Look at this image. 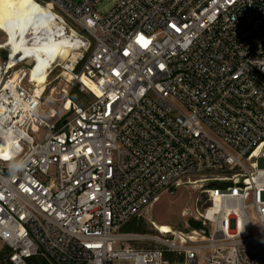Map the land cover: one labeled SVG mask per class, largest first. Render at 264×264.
Returning <instances> with one entry per match:
<instances>
[{"label":"built area","instance_id":"1","mask_svg":"<svg viewBox=\"0 0 264 264\" xmlns=\"http://www.w3.org/2000/svg\"><path fill=\"white\" fill-rule=\"evenodd\" d=\"M36 1L52 5L56 33L70 40L72 55L55 65L93 100L80 105L65 86L61 107H48L35 62L18 53L10 63L8 49L0 57V241L10 262L260 264L264 0H120L105 14L102 0ZM208 181L204 205L181 212L188 230L124 231L162 195Z\"/></svg>","mask_w":264,"mask_h":264},{"label":"bare ground","instance_id":"2","mask_svg":"<svg viewBox=\"0 0 264 264\" xmlns=\"http://www.w3.org/2000/svg\"><path fill=\"white\" fill-rule=\"evenodd\" d=\"M37 3L27 6L23 0H0V31L5 35L0 48L11 50L10 63H13L18 53L22 56L21 60L30 58L31 60L26 62H35L31 78L33 82H37L35 89L41 94L46 90L48 77L54 65L57 62L61 64L67 62L72 50L69 38L56 33V25L52 22L54 17L52 5L44 6ZM28 34L34 36L33 43H30ZM75 56L76 54H73V57ZM62 57L65 59L62 60ZM66 65L70 70L73 69V63ZM66 75L73 79V73L66 71ZM18 76L19 72H15L12 77L17 79ZM81 80L94 94H99L97 88L86 77L83 76ZM66 107H70V102H67ZM159 229L164 233L172 231L168 225H159Z\"/></svg>","mask_w":264,"mask_h":264},{"label":"rangeland","instance_id":"3","mask_svg":"<svg viewBox=\"0 0 264 264\" xmlns=\"http://www.w3.org/2000/svg\"><path fill=\"white\" fill-rule=\"evenodd\" d=\"M27 6H30L36 2L34 0H23ZM42 2V0H40ZM120 0H102L98 6V10L101 14L109 12L114 5ZM43 3V2H42ZM38 4V3H37ZM5 40V35L0 31V44ZM90 50L85 54V58H88ZM7 55V50H0V57L5 60ZM65 57H62L64 60ZM76 74L80 73V67L75 71ZM74 74V73H73ZM49 86L44 96V101L48 107H55L59 109L61 104L64 102L62 89L65 86L74 87L79 89L84 95L79 103L86 105L88 102L93 100V96L84 89L80 82L72 80L64 74V70L59 67V65H54L48 77ZM70 82V83H69ZM55 88L54 92L51 91ZM78 103V104H79ZM81 105V104H80ZM258 165L260 168H264V158L258 159ZM205 177L208 179L218 178L216 174H210L205 176L196 177L194 179H199ZM207 180V179H206ZM216 182H206L200 183L195 186H184L178 188L173 194H164L159 197L141 216L136 218V227L142 226L145 228L144 232H139L142 234H159V225H168L170 228L176 230H188L187 219L181 216V212L186 208H193L196 200H200L199 208H201L205 203V193L204 191L211 188ZM189 225L192 226L191 222ZM194 226L196 224H193ZM130 225L125 228V232H134L133 229H129ZM142 246V245H140ZM3 250V243L0 241V251ZM262 262V261H261ZM260 262V263H261Z\"/></svg>","mask_w":264,"mask_h":264},{"label":"trees","instance_id":"4","mask_svg":"<svg viewBox=\"0 0 264 264\" xmlns=\"http://www.w3.org/2000/svg\"><path fill=\"white\" fill-rule=\"evenodd\" d=\"M83 95L84 94L79 89L74 88L73 91H72V93H71V99L74 102L79 103L81 101V99L83 98ZM79 104L83 105L82 103H79ZM136 221L137 220L134 219L133 221H131L127 225V226L130 225L129 229H133L136 233L144 232L145 231V228L143 226H142V228L135 226ZM127 226H126V229H127ZM9 253H10V249L8 247H4L3 250L0 251V264H12L10 262V260H9ZM30 264H46V263L43 260L34 259V260H32L30 262ZM260 264H264V259L262 260V262Z\"/></svg>","mask_w":264,"mask_h":264},{"label":"snow or ice","instance_id":"5","mask_svg":"<svg viewBox=\"0 0 264 264\" xmlns=\"http://www.w3.org/2000/svg\"><path fill=\"white\" fill-rule=\"evenodd\" d=\"M141 41L144 43V46H147V42H144V41H143V38H141ZM4 158L7 159L8 156L5 154V155H4Z\"/></svg>","mask_w":264,"mask_h":264},{"label":"water","instance_id":"6","mask_svg":"<svg viewBox=\"0 0 264 264\" xmlns=\"http://www.w3.org/2000/svg\"><path fill=\"white\" fill-rule=\"evenodd\" d=\"M75 1L80 2L81 0H75Z\"/></svg>","mask_w":264,"mask_h":264}]
</instances>
